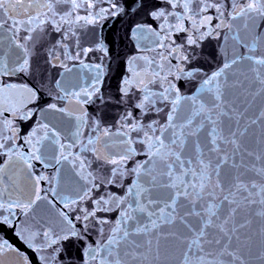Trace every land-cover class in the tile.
<instances>
[{"label": "snow or ice", "instance_id": "snow-or-ice-1", "mask_svg": "<svg viewBox=\"0 0 264 264\" xmlns=\"http://www.w3.org/2000/svg\"><path fill=\"white\" fill-rule=\"evenodd\" d=\"M117 17L138 49L118 95L101 92L103 65L71 90L68 62L88 65L63 40ZM52 29L64 54L50 48L46 62L63 71L37 83L33 57ZM113 105L121 114L105 123ZM66 166L83 181L72 195L56 187ZM39 201L55 223L36 220ZM9 230L39 264L73 247L80 264H264V0H0V264H32Z\"/></svg>", "mask_w": 264, "mask_h": 264}, {"label": "water", "instance_id": "water-1", "mask_svg": "<svg viewBox=\"0 0 264 264\" xmlns=\"http://www.w3.org/2000/svg\"><path fill=\"white\" fill-rule=\"evenodd\" d=\"M63 7H68L64 5ZM100 7H105V5H100ZM84 10H80V15H84ZM146 17H138L136 22H143ZM130 21L124 20L121 22L120 18H109L102 21L96 25H85L82 27L73 26L75 31V36H70L68 39L63 40V43L69 46V51L75 54L76 52L83 49L82 59L84 64L88 65L87 68L82 67L78 61H69V67L75 64L70 73H66V84L71 90H77L78 88L87 86L96 77V72L91 69L97 68L100 65L104 66V76L103 84L101 85V92L104 93L106 97L115 98L121 86L122 78L127 76L126 62L133 55L138 54V49L136 48V41L130 38ZM67 28V25H65ZM7 33L4 34L5 37V47H7ZM61 39V33L56 32L54 29L48 31L46 34H41V42L37 44V48L40 49L39 53L33 57V62L36 67L35 72V82H39L41 78L45 82L52 81L54 79H59V76L54 75L55 73L62 72L61 68H52L46 61L50 59L48 56V50L55 47V50L60 53L61 58H63L64 49L60 48L57 41ZM209 43L208 41L205 42ZM212 48L208 49L211 51L216 48L219 44L218 41L212 40ZM232 41H228L226 48L229 52L232 51L231 45ZM41 44L44 45L41 48ZM107 47L108 54L105 55L103 51L99 50L101 46ZM38 61V63H36ZM223 62V56H218L215 63L211 65L209 70H214L216 65ZM5 79H8L5 77ZM19 84H24L25 82L31 84L33 83V76H24L23 79L20 77H14ZM89 116L91 117L93 113H97L101 117L104 116L103 112H100L95 105H88ZM107 118L105 123H115L117 117L121 114L122 106L113 105L111 109H106ZM59 116L60 114H55ZM163 116V113L160 114ZM60 127L65 128L68 131L69 142L71 137V132L75 131V120L70 118H65L63 121H57ZM91 157V154H88ZM93 159L92 169L94 175L105 176L109 173L111 166L104 163L102 160ZM46 173H51L54 169H42ZM59 184L56 185L57 190L61 191L65 195H72L74 189L78 187L77 182L80 181L79 177L76 176L71 168V166H66L61 170L59 176ZM43 186V185H42ZM119 191V189H118ZM50 199L52 197L50 196ZM57 208H61L62 205L56 201ZM36 220L41 223H45V227L48 226L47 222L55 223L58 219L55 213V209L52 208L50 204L45 201H39L36 208ZM114 215V214H113ZM10 242L16 244L23 251L27 252L32 260V264H39L37 257L29 249L25 248L16 237L11 235V231L5 236ZM92 239H98L95 235ZM64 257L63 264H80V253L78 247H73L69 251H62L60 253ZM5 264H22L21 261L16 259L14 256L10 259H6Z\"/></svg>", "mask_w": 264, "mask_h": 264}]
</instances>
